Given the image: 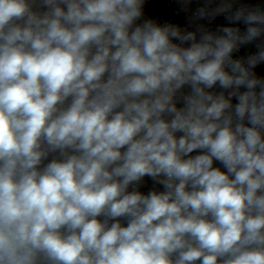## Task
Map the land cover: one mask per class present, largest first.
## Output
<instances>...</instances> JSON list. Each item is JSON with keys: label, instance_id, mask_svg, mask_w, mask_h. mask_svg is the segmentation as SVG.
<instances>
[{"label": "clouds", "instance_id": "obj_1", "mask_svg": "<svg viewBox=\"0 0 264 264\" xmlns=\"http://www.w3.org/2000/svg\"><path fill=\"white\" fill-rule=\"evenodd\" d=\"M145 2L0 0V264H264V5Z\"/></svg>", "mask_w": 264, "mask_h": 264}]
</instances>
